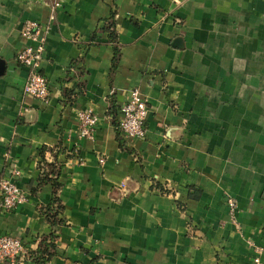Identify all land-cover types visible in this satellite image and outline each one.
I'll list each match as a JSON object with an SVG mask.
<instances>
[{
	"label": "crops",
	"instance_id": "crops-1",
	"mask_svg": "<svg viewBox=\"0 0 264 264\" xmlns=\"http://www.w3.org/2000/svg\"><path fill=\"white\" fill-rule=\"evenodd\" d=\"M30 21L46 31L45 102L23 92L16 62ZM133 90L147 101L146 137L128 141L114 122ZM86 110L92 139L80 133ZM51 163L54 228L41 215ZM13 169L27 201L0 214V235L35 250L53 232L49 264H264V0H0V178Z\"/></svg>",
	"mask_w": 264,
	"mask_h": 264
},
{
	"label": "built area",
	"instance_id": "built-area-1",
	"mask_svg": "<svg viewBox=\"0 0 264 264\" xmlns=\"http://www.w3.org/2000/svg\"><path fill=\"white\" fill-rule=\"evenodd\" d=\"M59 3H54V8ZM45 29L37 22H27L22 30V36L30 41L16 53V62L27 69L28 76L23 92L34 99L47 101L49 84L40 72V63L45 52ZM148 114L147 101L138 90H133L127 101L119 109L117 130L123 140H143L146 137L145 121ZM80 133L83 137L92 139L97 119L91 110L78 112ZM105 160L99 158V165ZM19 171L13 169L10 176L0 178V214L8 213L27 201L25 193L15 183ZM123 187V186H122ZM231 221L235 222L236 204L231 198L226 200ZM28 248L22 238L10 235H0V264H26Z\"/></svg>",
	"mask_w": 264,
	"mask_h": 264
},
{
	"label": "trees",
	"instance_id": "trees-1",
	"mask_svg": "<svg viewBox=\"0 0 264 264\" xmlns=\"http://www.w3.org/2000/svg\"><path fill=\"white\" fill-rule=\"evenodd\" d=\"M103 33L106 34L109 44L112 46L113 58L110 73L111 75L117 70L118 62L120 58V49L118 45V34L116 30L115 23V13H112L109 19L105 20L104 26L102 28ZM94 35L91 42H94ZM68 96V94H66ZM113 107V102L110 106V114L115 115ZM117 128L116 121L114 122ZM119 143L123 149L124 143L119 139ZM60 167L54 163L45 164L44 172L41 175L40 184H50L53 188V197L50 204L41 209V215L44 217L45 221L52 227L59 226L62 222L59 218L63 213V207L59 202L57 197V192L61 185L58 183V178L60 175ZM57 249V237L52 232L47 236L40 237L35 250H29L27 256V262L29 264H49L51 259L56 256Z\"/></svg>",
	"mask_w": 264,
	"mask_h": 264
},
{
	"label": "rangeland",
	"instance_id": "rangeland-1",
	"mask_svg": "<svg viewBox=\"0 0 264 264\" xmlns=\"http://www.w3.org/2000/svg\"><path fill=\"white\" fill-rule=\"evenodd\" d=\"M55 2H53V4H54ZM19 65V64H18Z\"/></svg>",
	"mask_w": 264,
	"mask_h": 264
}]
</instances>
